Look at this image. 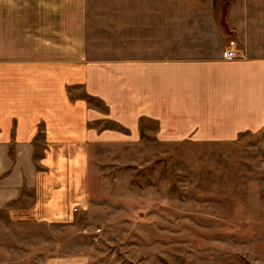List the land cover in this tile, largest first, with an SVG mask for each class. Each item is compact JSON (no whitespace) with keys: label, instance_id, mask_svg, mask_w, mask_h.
Segmentation results:
<instances>
[{"label":"crops","instance_id":"1","mask_svg":"<svg viewBox=\"0 0 264 264\" xmlns=\"http://www.w3.org/2000/svg\"><path fill=\"white\" fill-rule=\"evenodd\" d=\"M56 115H113L132 133L146 118L167 141L260 130L264 0H0V212L21 211L29 190L48 221L66 215L58 176L39 175L35 159L47 120L41 166L67 185L85 162L73 138L56 137L72 133Z\"/></svg>","mask_w":264,"mask_h":264},{"label":"rangeland","instance_id":"2","mask_svg":"<svg viewBox=\"0 0 264 264\" xmlns=\"http://www.w3.org/2000/svg\"><path fill=\"white\" fill-rule=\"evenodd\" d=\"M112 116L51 121L72 130L56 137L73 138L85 156L67 185L57 167L41 166L45 120L38 173L58 176L66 215L48 221L41 199L23 190L21 211L0 212V264H264V127L231 141H167L156 121L132 133ZM82 129L90 140L76 142Z\"/></svg>","mask_w":264,"mask_h":264},{"label":"built area","instance_id":"3","mask_svg":"<svg viewBox=\"0 0 264 264\" xmlns=\"http://www.w3.org/2000/svg\"><path fill=\"white\" fill-rule=\"evenodd\" d=\"M228 58H230V59H231L232 57H231V56H228Z\"/></svg>","mask_w":264,"mask_h":264}]
</instances>
